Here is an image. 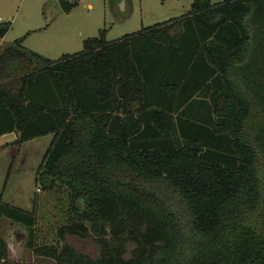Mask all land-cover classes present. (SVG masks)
<instances>
[{"label":"trees","instance_id":"trees-1","mask_svg":"<svg viewBox=\"0 0 264 264\" xmlns=\"http://www.w3.org/2000/svg\"><path fill=\"white\" fill-rule=\"evenodd\" d=\"M29 34L0 50V136L18 147L53 136L36 184L55 211L0 195V218L26 229L36 257L264 264V0H195L179 19L115 41L102 30L58 60L27 49ZM9 253L0 238V264H31Z\"/></svg>","mask_w":264,"mask_h":264},{"label":"rangeland","instance_id":"rangeland-1","mask_svg":"<svg viewBox=\"0 0 264 264\" xmlns=\"http://www.w3.org/2000/svg\"><path fill=\"white\" fill-rule=\"evenodd\" d=\"M77 1L78 6L67 14L62 11L59 0H0V23L11 24L3 43L0 42V50L30 33L25 41L27 49L58 60L81 52L84 41L98 37L102 30H106L108 41H115L144 28L179 19L188 14L195 0ZM225 1L228 0H211L213 4ZM52 139V135L44 136L18 147L14 145L15 135L0 136V195L5 203L29 211L37 200L43 217L55 211L52 195L36 184L37 171ZM0 238L11 244L13 253H18V262L49 264L46 260H28L27 231L21 225L0 218ZM68 241L80 252L92 257L99 254L92 240L69 237Z\"/></svg>","mask_w":264,"mask_h":264},{"label":"crops","instance_id":"crops-1","mask_svg":"<svg viewBox=\"0 0 264 264\" xmlns=\"http://www.w3.org/2000/svg\"><path fill=\"white\" fill-rule=\"evenodd\" d=\"M4 39H5V37L3 38V39H1L0 40V42H2L3 43V41H4ZM27 40V39H26ZM24 46H25V43H24ZM26 47V46H25ZM37 53V52H36ZM43 56V55H42ZM13 135H15L16 137H17V134L16 133H12ZM10 135V134H9ZM53 140V139H52ZM7 243V245H8V247H9V249L12 247L11 246V244L10 243H8V241L6 242ZM29 250V249H28ZM13 249L11 248V256H10V260H12V261H14V262H18L19 261V256H18V253L17 252H15V253H13ZM28 256H29V261H31V262H36V261H38V260H46V261H48L47 263H49V264H55V262H53V261H51L50 259H48V258H40V257H36L34 254H33V252L31 251V250H29V254H28Z\"/></svg>","mask_w":264,"mask_h":264}]
</instances>
